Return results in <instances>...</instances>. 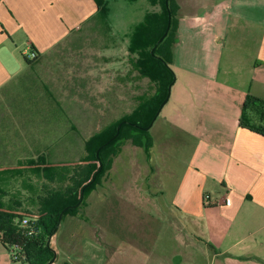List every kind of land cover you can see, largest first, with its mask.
<instances>
[{
    "label": "crops",
    "instance_id": "1",
    "mask_svg": "<svg viewBox=\"0 0 264 264\" xmlns=\"http://www.w3.org/2000/svg\"><path fill=\"white\" fill-rule=\"evenodd\" d=\"M176 1L175 82L152 126L161 116L160 156L175 184L171 214L150 191L148 167L132 162L129 174L142 184L126 182L122 196L106 197V215L138 230V244L127 247L134 264H264V137L240 126L246 97L264 98V0ZM98 11L95 0H0V186L49 157L51 132L76 125L77 104L88 100L81 84L96 82L99 57L112 70L125 63L108 25L112 47H91L87 76L66 78L63 51L86 43ZM123 84L109 105L128 100ZM43 126L47 134L36 136ZM88 244L78 263L106 264L104 247ZM0 264H16L1 241Z\"/></svg>",
    "mask_w": 264,
    "mask_h": 264
},
{
    "label": "rangeland",
    "instance_id": "2",
    "mask_svg": "<svg viewBox=\"0 0 264 264\" xmlns=\"http://www.w3.org/2000/svg\"><path fill=\"white\" fill-rule=\"evenodd\" d=\"M103 1L107 8L106 18L102 19L98 16L90 22L96 28L92 27L87 32L85 31L86 34L83 36H88L85 44L76 47L77 49L73 46V48L63 51L65 58H62V70L65 72L66 78L71 80L74 76H87L82 74L91 68V63L90 60L85 61L84 58L90 57L91 47L99 51H103L106 46L112 47L108 40L111 36L108 34V25L115 30L117 42L125 44L117 45V54L120 53L121 57L116 56V58L119 57L117 60L120 62L122 59H126L125 63L119 65L124 67L112 70L108 67L107 58L99 57V73L95 79L96 82H93L91 78L92 83L89 82L88 86L81 84L83 99L88 100L87 103L77 104L82 109H75L76 111L80 110V113L77 112L79 118L76 119V125L67 124L66 129L61 130L59 134L55 135L53 132L49 134L51 149L47 152L49 156L47 158L50 163L54 162L58 167L54 181L47 179L38 167L31 169L32 172L21 173L20 171L19 178L17 177L18 179L13 184H1L0 186V203L5 207L18 202L23 210L35 212L40 198L52 190L66 189L78 184L82 170L87 167V164L84 163L87 157L85 143L93 135L119 121L122 117L130 115L142 101L152 98L157 91L155 84L149 79L144 80L139 74L135 67L138 56L130 53L126 44L131 41L135 29L144 23L146 15L152 12L160 14L162 5L158 3L153 6L151 0ZM89 35L93 37V41L89 40L91 38ZM123 52H128V54L123 55ZM125 80L129 86L128 100H125L124 104L115 102L109 105L112 97H122V86L120 87V85ZM126 83L123 85L126 86ZM112 86L120 88L121 91L117 92L114 88L115 92L113 93ZM87 88L91 94L90 97L85 91ZM51 91L49 93L55 94L54 90ZM68 91L72 93L70 88ZM21 93L23 94V92ZM71 93L69 94L71 95ZM160 118L157 126L150 129L148 133L152 141V148L146 151L136 148L131 142L125 143L120 153L114 158L111 168L103 175L99 185L88 195L86 203L79 212L75 216L68 215L62 220L58 232L51 240V247L57 251L55 264H62L65 261L70 264H79L77 258L80 256L83 246L89 245L90 242L104 247V254L108 255L106 264H134L133 259H129L127 247L131 244H138V230H135L121 215L114 214L110 218L106 215L108 197L122 196L125 187H127L124 185L126 182L136 183L137 190L140 188L139 184H142L141 180L139 182L129 174L127 166L130 167L132 162L135 165H138L139 162L140 167H148L150 191L153 196L160 199L159 202H163L165 215L171 214L170 205L175 184H170L166 180L168 172L163 163L167 159L162 161L160 156L163 142L157 135L158 126L161 124ZM35 134L36 136L44 135L47 132L44 131L43 126V128L37 127ZM58 135L61 139L59 145L56 140ZM62 164H69L66 165L69 166V173L61 170ZM177 168L179 171L181 170L180 165ZM134 172L137 176L139 168H135ZM167 222L168 220L166 223L164 222L162 228L165 232L169 230L167 228L170 226ZM109 250L110 253H108Z\"/></svg>",
    "mask_w": 264,
    "mask_h": 264
},
{
    "label": "trees",
    "instance_id": "3",
    "mask_svg": "<svg viewBox=\"0 0 264 264\" xmlns=\"http://www.w3.org/2000/svg\"><path fill=\"white\" fill-rule=\"evenodd\" d=\"M95 1L99 8L98 16L105 19L107 8L104 1ZM166 1L151 0L153 6L160 3L162 11L160 14L152 12L146 15L144 23L135 29L129 46L130 53L138 56L135 67L139 74L157 86L155 95L142 101L130 115L122 117L93 135L85 143L87 157L84 163L87 167L82 170L78 184L66 189L52 190L40 198L35 212L23 210L18 202L9 207L0 203V241L10 254H16L17 258H12L14 263L48 264L55 256L48 242L55 233L61 213L67 209L63 214V220L66 216H75L79 212L86 203L88 195L99 185L103 175L111 168L114 158L120 153L125 143L131 142L132 145L146 151L152 148L149 131L143 128L151 124L167 97L170 84L175 81L172 65L173 47L177 41L179 5L176 0H168L167 4ZM169 14L171 15L170 30L152 55L151 51L166 32ZM36 58L37 54L33 60ZM119 125L122 126L118 137L103 147L97 158V150L116 135ZM240 126L264 137V98L253 95L246 97L242 107ZM101 163L102 170L98 173L95 182L85 189L84 199L78 205L82 189L92 181ZM66 165L69 164H62L61 170L69 173V166ZM30 167H38L51 181H54L55 174L58 172L55 163H50L46 157H39L31 162ZM76 205L78 206L74 208ZM62 264L70 263L65 261Z\"/></svg>",
    "mask_w": 264,
    "mask_h": 264
},
{
    "label": "water",
    "instance_id": "4",
    "mask_svg": "<svg viewBox=\"0 0 264 264\" xmlns=\"http://www.w3.org/2000/svg\"><path fill=\"white\" fill-rule=\"evenodd\" d=\"M167 3H168V0L166 1V4H167ZM170 27H171V15L169 14V22H168V26H167L166 32H165V34L162 36V38H160V40L158 41L157 45H156V46L153 48V50L151 51V52H152V55H154V51H155L156 47L158 46V44H160V43L164 40V38L167 36V34H168L169 30H170ZM174 82H175V81H174ZM173 84H174V83L170 84V86H169V88H168V94H167V97H166V99L163 101V103L161 104V106H160V108H159V110H158L156 116L154 117L153 121L151 122V124H150L147 128H143V130H145V131H149V130L152 128V126L154 125V123H155L156 119L158 118V116L160 115L162 109H163L164 106L168 103V101H169V99H170V97H171ZM121 126H122V125H119V126H118V129H117V133H116V135H115L111 140H109L105 145L101 146V147L97 150V153H96L97 158H99V152H100V150H101L103 147H105L107 144H109L112 140H114L115 138L118 137V135H119V133H120ZM102 168H103V165H102V163H101V165H100V169H99V171L93 176L92 181H90V182H89L86 186H84V188L82 189L81 200H80V202L78 203V205H79V204L83 201V199H84V192H85V189H86L88 186L92 185V184L95 182V180H96V178H97V175H98V173L102 170ZM78 205L74 206V208L77 207ZM66 210H67V209H65V210L61 213V215H60V217H59V223H58V225H57V228H56V230H55L54 235L58 232V230H59V228H60V225H61V222H62V218H63V214L65 213ZM54 235H52V236L50 237V240H49V242H48V246H49V248H51V249L55 252V256H54V258H53L48 264H55L56 261H57V251L51 247V240H52V238H53Z\"/></svg>",
    "mask_w": 264,
    "mask_h": 264
},
{
    "label": "built area",
    "instance_id": "5",
    "mask_svg": "<svg viewBox=\"0 0 264 264\" xmlns=\"http://www.w3.org/2000/svg\"><path fill=\"white\" fill-rule=\"evenodd\" d=\"M31 56H32V59H33V58H35L36 54L35 53H32ZM204 199H205V201H210L211 200V197H210V195L207 194V195H205V198ZM11 256H12V258L13 257L17 258V256H16L15 253L11 254Z\"/></svg>",
    "mask_w": 264,
    "mask_h": 264
}]
</instances>
